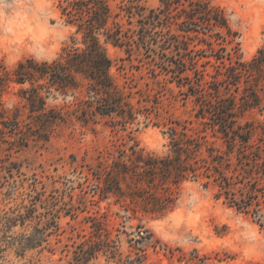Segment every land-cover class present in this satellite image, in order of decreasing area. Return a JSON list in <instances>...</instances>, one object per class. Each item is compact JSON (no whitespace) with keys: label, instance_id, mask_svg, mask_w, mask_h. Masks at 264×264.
Segmentation results:
<instances>
[{"label":"rangeland","instance_id":"1","mask_svg":"<svg viewBox=\"0 0 264 264\" xmlns=\"http://www.w3.org/2000/svg\"><path fill=\"white\" fill-rule=\"evenodd\" d=\"M209 1L226 19L231 35L218 28L199 33L189 48L209 54L207 46L199 42L205 39L215 50L224 48L226 64L227 56L250 62L264 47V0ZM64 2L0 0L1 67L11 70L26 59L50 62L58 56L72 33L61 17ZM108 2L114 12L127 5L122 0ZM139 4L146 13L161 7L159 0H139ZM136 19L121 13L124 29H133ZM176 28L170 26L172 32H178ZM106 51L113 80L130 96L135 119L125 126L106 118L82 124L67 113L74 108L73 97L52 92L46 107L65 113V123L45 133V141L30 137L25 147L17 144L18 137L0 142V264H77L74 252L90 244H98L97 251L85 264H264V174L257 170V162L240 161L238 145L231 153L220 134L203 125L205 121L196 116L194 97L160 67L165 65L159 57H145L134 48L127 54L110 44ZM164 53L170 56L173 52ZM218 65L213 57L199 56L195 68L203 71L201 86L206 87L205 82L213 77L222 78L215 75ZM185 74L194 79L193 71ZM244 80L242 77L238 84V93L221 95L236 96L238 104L243 89L254 84L252 78L248 83ZM17 89L11 85L2 102L6 110L17 107L24 124L29 121L28 112L16 96ZM255 90L262 95L257 87ZM263 106L264 100L258 108L245 109L237 120L252 130L246 153L257 150L264 131ZM170 128L189 136H205L209 145L225 153L222 171L232 184L229 197L246 202V209L231 205L217 183L204 177L172 188L174 208L162 216L143 213L137 206L126 208L127 203H115L114 198L101 201L93 194L89 172L97 170L99 162H109L110 154L133 144L163 155L168 150ZM52 214L56 226L49 220L45 227ZM20 216L25 217L23 221ZM22 236L41 240L32 249L21 250ZM110 242L115 243V255L102 251L106 243L113 246Z\"/></svg>","mask_w":264,"mask_h":264},{"label":"trees","instance_id":"2","mask_svg":"<svg viewBox=\"0 0 264 264\" xmlns=\"http://www.w3.org/2000/svg\"><path fill=\"white\" fill-rule=\"evenodd\" d=\"M124 1L127 5L119 6V11L114 12L108 0H65V5L60 6L61 17L72 33L69 44L58 56L50 62L26 59L11 70L0 66V142L6 143V137H18L17 144L25 147L30 137L45 141V133L65 123V113L46 107V98L52 92L73 97L74 108L67 113L82 124H95L105 118L122 126L132 123L136 112L130 96L123 93L111 75L112 61L106 51L110 44L123 48L127 54L134 48L145 57L149 58L150 54L159 57L165 65L160 67L170 73L178 85L186 86L187 92L194 97L198 108L196 116L205 121L203 125L220 134L231 153L238 145L239 160L257 162V170L264 174V131L258 139L257 150L246 153L252 130L249 125L240 126L237 121L245 109L258 108L264 100V47L250 62L233 61L227 56L226 64L222 54L224 48L215 50L205 39L199 42L207 46L209 54L189 48L199 33L205 35L218 28L231 35L226 19L209 0H159L161 7L147 13L139 0H122V3ZM173 11L176 14L172 15ZM122 12L129 20L137 17L133 29L123 28ZM127 24L131 25V21ZM173 24L178 32L170 30ZM193 33L195 35H191ZM214 35L223 40L219 32ZM167 50L173 53L167 56L164 53ZM199 56L213 57L219 63L215 75L221 76L220 80L213 77L212 81L205 82L206 87L201 86L203 71L195 68ZM188 70L193 71L194 79L185 74ZM242 77L245 83L252 78L254 84L243 89L238 104L236 96L221 95L231 91L238 93ZM11 85L18 86L16 96L28 112L27 123L20 120L17 107L13 111L3 107L2 96ZM169 131L168 150L163 155L145 152L133 144L110 154L109 162H99L97 170L89 172L94 181L93 194L101 201L114 198L115 203H127L126 208L137 206L143 213L162 216L174 208L176 198L172 188L204 177L217 183L231 205L238 210L246 209V202L238 203L229 197L232 184L222 171L225 153L209 145L205 136H189L174 128ZM54 217L52 214L45 227L51 223L49 220L56 226ZM24 218L20 216L21 220ZM35 231L39 233L38 228ZM35 238L22 236L19 248L32 249L41 240ZM110 243L113 246L106 243L102 251L117 254L115 243ZM97 246L80 247L74 252L73 260L85 264L93 257Z\"/></svg>","mask_w":264,"mask_h":264}]
</instances>
